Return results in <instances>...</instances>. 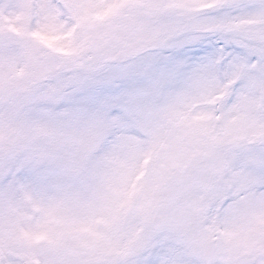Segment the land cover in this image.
Returning a JSON list of instances; mask_svg holds the SVG:
<instances>
[{"label": "snow or ice", "instance_id": "6c2138e0", "mask_svg": "<svg viewBox=\"0 0 264 264\" xmlns=\"http://www.w3.org/2000/svg\"><path fill=\"white\" fill-rule=\"evenodd\" d=\"M0 264H264V0H0Z\"/></svg>", "mask_w": 264, "mask_h": 264}]
</instances>
